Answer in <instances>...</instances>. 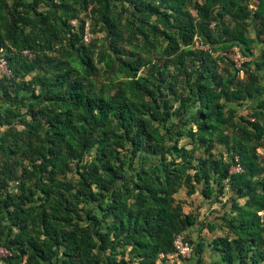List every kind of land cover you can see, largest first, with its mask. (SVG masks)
<instances>
[{"label":"trees","instance_id":"obj_1","mask_svg":"<svg viewBox=\"0 0 264 264\" xmlns=\"http://www.w3.org/2000/svg\"><path fill=\"white\" fill-rule=\"evenodd\" d=\"M1 59L0 264H264V0H0Z\"/></svg>","mask_w":264,"mask_h":264},{"label":"crops","instance_id":"obj_2","mask_svg":"<svg viewBox=\"0 0 264 264\" xmlns=\"http://www.w3.org/2000/svg\"><path fill=\"white\" fill-rule=\"evenodd\" d=\"M203 215L204 214L201 215L202 218H203ZM215 216H216V212H214L211 216L208 215V220L207 221L208 222H211V223L214 222L215 221V218H214ZM199 226H200V224H199ZM199 226L196 225V226H194L192 228L191 238L195 241V243H197L200 238L205 243L204 249H203V253H202V257H203L202 264H216V260L218 258L216 256L215 252L214 253L211 252V249L209 247V244L211 243V240L214 237H216L218 235L224 234L225 233V229H221L219 227H216V228L212 229V231H210L209 228L204 227V228H202V229L199 230ZM190 256H188V257H190ZM167 264H195V263L192 260H189V261L188 260H182L179 257L172 256L167 261Z\"/></svg>","mask_w":264,"mask_h":264},{"label":"built area","instance_id":"obj_3","mask_svg":"<svg viewBox=\"0 0 264 264\" xmlns=\"http://www.w3.org/2000/svg\"><path fill=\"white\" fill-rule=\"evenodd\" d=\"M89 33L86 30L85 32V38L89 39ZM226 57H228L233 63L237 70V73L242 76L243 70H242V62L245 60L242 52L240 51L239 47H234L231 51L227 52ZM10 75V70L7 68L6 63L3 59L0 60V75ZM259 153L264 155L262 153V150L258 149ZM241 167L239 165L234 166L232 169L233 171H239ZM264 209L259 212V214H263ZM174 247L176 249V252L178 255L182 257H188L192 253V247L188 243L184 241V237L181 234H177L174 239Z\"/></svg>","mask_w":264,"mask_h":264},{"label":"rangeland","instance_id":"obj_4","mask_svg":"<svg viewBox=\"0 0 264 264\" xmlns=\"http://www.w3.org/2000/svg\"><path fill=\"white\" fill-rule=\"evenodd\" d=\"M102 35V34H101ZM197 46H199L198 44H197ZM257 52V51H256ZM246 109H245V107H241L240 108V113H246ZM188 141V138H184L183 140H182V143H185V142H187ZM260 149L262 150V153L264 154V147H260ZM226 151V147L224 146V145H222V144H220V143H218L217 145H216V147L214 148V152H216V153H224ZM259 152V151H258ZM93 154V152L91 151V152H89L87 155H86V159H89L90 157H91V155ZM261 157H263L264 155H262V154H259ZM234 166L235 165H233L232 166V169L234 168ZM241 170V169H240ZM239 170V171H240ZM176 197L177 198H184V197H187L186 195H185V193H184V191L182 190V191H180L177 195H176ZM194 203V202H193ZM196 203H198V199L196 200ZM189 206H193V205H189ZM187 204H185V206H184V210L185 211H194L193 209H191V208H188L189 207ZM7 252H6V250H4L3 248H1L0 247V256H3V255H5Z\"/></svg>","mask_w":264,"mask_h":264}]
</instances>
